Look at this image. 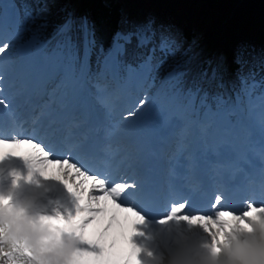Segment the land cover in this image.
<instances>
[{"label": "snow or ice", "instance_id": "1", "mask_svg": "<svg viewBox=\"0 0 264 264\" xmlns=\"http://www.w3.org/2000/svg\"><path fill=\"white\" fill-rule=\"evenodd\" d=\"M61 11L58 20L46 3L0 0V160L11 155L47 169L75 201L74 214L27 219L0 196L7 205L0 217L17 215L14 230H0V264H135L144 212L161 198H171L165 219L186 212L185 189L197 174L202 185L214 184L218 169L247 176L258 167L264 197V98L254 111L244 47L207 56L153 18L122 16L109 33L87 15ZM121 100L130 103L117 112ZM24 113L58 126L83 157L116 162L121 178L49 159L40 142L15 134ZM212 199L215 215L183 219L201 223L214 240L224 218L235 222L234 234L241 222L264 226V203L249 200L234 213L219 208V193Z\"/></svg>", "mask_w": 264, "mask_h": 264}, {"label": "rangeland", "instance_id": "2", "mask_svg": "<svg viewBox=\"0 0 264 264\" xmlns=\"http://www.w3.org/2000/svg\"><path fill=\"white\" fill-rule=\"evenodd\" d=\"M96 1H98L101 6H104L108 9L116 10L118 12V17H120L121 10L117 7L107 6L106 4H103L101 2L103 0H87V5L93 10V12V3ZM148 1L149 0H132L133 9L139 10L143 6L144 2L147 3ZM235 1L236 0H230V2H232V5L235 3ZM250 1L237 0L234 6L229 7L227 10H225L224 7H226L229 3L223 2L224 6L221 7L220 12L225 10V14H223L221 19L218 21V27L220 31L227 30L231 42L238 45L239 47H245V45L249 43L247 46L248 48H258L264 42V21H255V17L252 16V14L264 9V0H258L256 4L252 5H250ZM247 2L249 3V7H244ZM152 4L154 5L155 3ZM211 10L212 9H209L206 6L193 4V6H190L188 8L180 9L177 14L172 16V19L175 24L182 23L183 25H192L196 24L197 16L202 15L203 24L204 17L210 18L211 16H213ZM140 11L141 10H139L138 13H140ZM216 17L217 15H214L213 20H215ZM250 228L252 229L254 239L251 240V237H248V235L246 234V240H243L242 242H240V240L238 239L234 240V242L237 244V247L232 251H229L230 258H232V262L229 258L227 264H251L249 257L254 253H258V250L261 248V244L262 246H264V237L262 239V242L259 241L258 234L252 227ZM250 240L254 245L250 244L249 247L244 246L245 244H248ZM136 242L138 246L142 244L140 252L146 254L149 258L154 261V263H158V261L161 260L159 264H178L177 255L174 256V262V257L169 254V251L170 249L175 250L177 254L178 252H181L184 248L183 241L181 240H176V243L174 244H172V242H169L166 248L163 245H159L156 248L155 245L150 243H142L140 241ZM176 246H178V249H175ZM214 246L216 249H218V245L215 242ZM219 254H221V252L218 249V255ZM220 259H222V255Z\"/></svg>", "mask_w": 264, "mask_h": 264}, {"label": "trees", "instance_id": "3", "mask_svg": "<svg viewBox=\"0 0 264 264\" xmlns=\"http://www.w3.org/2000/svg\"><path fill=\"white\" fill-rule=\"evenodd\" d=\"M154 1H158V0H154ZM177 1L179 0H173L172 3L177 2ZM257 1L258 0L250 1V5L256 4ZM101 2L105 4L104 1H101ZM223 2L229 3L227 4L226 7H224L225 10H227L229 7L234 6L237 0L235 1L233 5H232V2H230V0H182V7L184 8H188L190 6H193V4H197V5L206 6L209 9H212L211 12L213 13V16H211L210 18L204 17L203 24H202V15L197 16V22H196L197 27H199L200 29L209 31L208 40H207L208 45L210 44V42H215L216 44H218L219 42L218 36H219L220 30L218 27V21L221 19L223 14H225L224 13L225 10L220 12L221 7L224 6ZM248 5L249 3L247 2L244 7H249ZM93 6H94V18L96 22L98 24L103 23L104 25H106L109 29V33L113 31L117 24L118 12L116 10L108 9L104 6H101L98 1L94 2ZM176 7L177 6H174V8ZM214 15H217L215 20H213ZM252 16L255 17V21L256 20L264 21V9L253 13Z\"/></svg>", "mask_w": 264, "mask_h": 264}, {"label": "bare ground", "instance_id": "4", "mask_svg": "<svg viewBox=\"0 0 264 264\" xmlns=\"http://www.w3.org/2000/svg\"><path fill=\"white\" fill-rule=\"evenodd\" d=\"M10 158H11V157H7V158H5V159H3V160H0V163H2V164H6L7 161H8ZM48 178H49V176L46 175V174H44V175H43V178L41 177V180H42V182H44V181H46ZM222 231L224 232V235H225V237H226V239H227V248H228L229 251H232V250L236 247V244H235L234 241H233V240H234V237L230 234L229 230L223 229ZM263 232H264V230H263ZM160 234H161V236H165V237H167V233H166V231H165L164 229L160 231ZM250 234H251V238H252V234H253L252 231L250 232Z\"/></svg>", "mask_w": 264, "mask_h": 264}, {"label": "clouds", "instance_id": "5", "mask_svg": "<svg viewBox=\"0 0 264 264\" xmlns=\"http://www.w3.org/2000/svg\"><path fill=\"white\" fill-rule=\"evenodd\" d=\"M46 175H51L49 173H46ZM3 203H6V202H3ZM229 220L230 223H235L234 221H231L230 218H226ZM241 227L245 230V231H248V232H251L252 229L247 225V224H244V223H241ZM262 230H264V226H261ZM223 238V236H222ZM215 251H218V249H214Z\"/></svg>", "mask_w": 264, "mask_h": 264}]
</instances>
